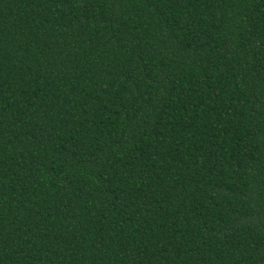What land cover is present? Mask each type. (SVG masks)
<instances>
[{
  "label": "trees",
  "instance_id": "trees-1",
  "mask_svg": "<svg viewBox=\"0 0 264 264\" xmlns=\"http://www.w3.org/2000/svg\"><path fill=\"white\" fill-rule=\"evenodd\" d=\"M0 264H264V0H0Z\"/></svg>",
  "mask_w": 264,
  "mask_h": 264
}]
</instances>
